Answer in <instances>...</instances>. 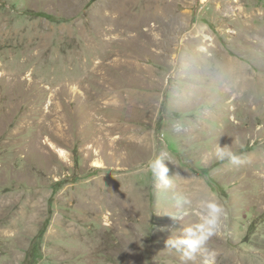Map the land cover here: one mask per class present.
<instances>
[{"label":"rangeland","instance_id":"rangeland-1","mask_svg":"<svg viewBox=\"0 0 264 264\" xmlns=\"http://www.w3.org/2000/svg\"><path fill=\"white\" fill-rule=\"evenodd\" d=\"M0 264H264V0H0Z\"/></svg>","mask_w":264,"mask_h":264},{"label":"clouds","instance_id":"clouds-1","mask_svg":"<svg viewBox=\"0 0 264 264\" xmlns=\"http://www.w3.org/2000/svg\"><path fill=\"white\" fill-rule=\"evenodd\" d=\"M226 148L227 146H216L214 151L218 159H228L232 164L237 165L242 163L240 156L227 151ZM146 167L150 170L154 180H158L166 187L171 186L173 177L169 175L170 169L165 163L164 157L158 156L150 160ZM178 203L190 205L191 200L187 196H181ZM201 208L203 211L199 216L198 223L183 227L179 235H172L166 240V248L180 254L182 259H194L195 254L201 250L205 242L219 231L222 218L227 215L224 205L216 198L215 193L209 199L201 202Z\"/></svg>","mask_w":264,"mask_h":264}]
</instances>
